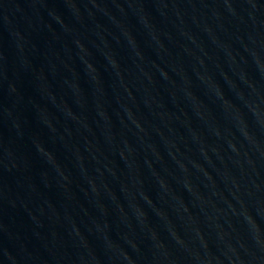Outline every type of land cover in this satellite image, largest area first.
I'll return each instance as SVG.
<instances>
[{"label": "water", "instance_id": "obj_1", "mask_svg": "<svg viewBox=\"0 0 264 264\" xmlns=\"http://www.w3.org/2000/svg\"><path fill=\"white\" fill-rule=\"evenodd\" d=\"M0 264H264V0H0Z\"/></svg>", "mask_w": 264, "mask_h": 264}]
</instances>
